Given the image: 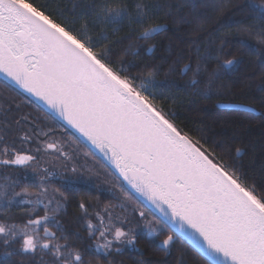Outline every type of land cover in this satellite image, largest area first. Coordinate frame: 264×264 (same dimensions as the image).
<instances>
[{"label": "snow or ice", "instance_id": "snow-or-ice-1", "mask_svg": "<svg viewBox=\"0 0 264 264\" xmlns=\"http://www.w3.org/2000/svg\"><path fill=\"white\" fill-rule=\"evenodd\" d=\"M84 7L94 14V23L107 27L114 35L126 30V36L117 37L120 42L134 33L137 39H149L164 27L158 23L144 27L155 19V9L144 0H137L132 5L129 0H93L91 5ZM130 7L134 8V14ZM248 7L251 9L250 18L260 22L258 29L225 14L240 9V5L232 0H217L213 6L215 16L206 17L205 22H213V32L237 27L238 33L234 35H241L240 48L252 47L244 34H255L258 43L264 44V2L249 3ZM203 28V24L197 25V29ZM101 37L107 39L103 32ZM130 50L133 55L137 54L134 49ZM253 50L264 64L260 50ZM110 55V46L97 50L91 39H84L74 28L57 22L29 0H0V82L12 90L22 89L41 101L48 110L46 115L53 121L57 118L63 121L102 154L107 162L102 165L104 174L112 176L111 169L118 173L116 182L108 191L112 192L122 212L131 208L136 227L147 229L150 240H155L161 227L179 232L181 238L193 244L206 264H264V195L255 194V188L247 185L234 164H226L223 157L211 151L207 147V138L182 131L172 119V113L162 103H157L149 88L170 90L166 81L157 82L152 70L146 76L126 75L123 63L117 66L108 58ZM239 63L241 61L233 57L218 68L230 70ZM187 68L186 65L185 70ZM261 77V84L257 86L258 98L246 91L251 87L248 83L241 82L237 91L245 101L258 100L259 111L250 104L243 110L258 113L264 131V73ZM217 79L216 71L209 73L206 90L197 92V95L210 99L214 88L223 89L218 93L221 98L225 94H236L227 85H217ZM197 83L193 78L191 84ZM15 107L19 108V105ZM71 140L76 144L80 142L76 136ZM44 151L58 153L57 160L63 157V167L67 169L71 164V172L83 178L82 183L102 175L95 164L88 163L89 159L101 163L91 151L83 153L85 159L79 165L75 162L79 157L69 155L56 142L47 143ZM232 151L236 159L242 155L239 147ZM36 153L16 151L12 155L5 146L0 155L9 158L0 160V164L38 162L39 147ZM52 176L55 173L48 168L40 173V182L33 185L40 189L35 201L23 198L30 195L27 189L9 196L8 191L0 186V210L7 211L13 203L44 204L45 208L43 216L29 218L23 229L17 230L15 224L6 226L0 223V248L3 249L0 264H16L12 257L17 255H30L34 261L40 252L50 257L47 264H86L85 252H94L97 257L102 255L105 264H114L113 249L116 253L122 251L121 247L114 245L136 246L134 229L128 227L125 230L133 220L127 216H114L111 204L95 214L101 225L99 238L103 243H96L94 247L86 244L82 251L67 242H54L57 239L67 241L68 237L58 238L47 227L49 222H55V226L63 231L55 216L47 214L48 206L55 201L56 207L52 211L58 212L63 205L57 195L63 199L67 197L59 188L49 195L46 184ZM17 196L22 198L17 201ZM78 207L87 215L92 205L82 200ZM41 226L47 238L43 241L39 236ZM87 227L88 237L94 239L96 232L91 220ZM109 235L111 239H108ZM76 236L83 239L78 234ZM18 238L22 243L16 250L12 245ZM173 241L174 235H167L156 246L167 251ZM40 262L45 264L43 256Z\"/></svg>", "mask_w": 264, "mask_h": 264}, {"label": "trees", "instance_id": "trees-1", "mask_svg": "<svg viewBox=\"0 0 264 264\" xmlns=\"http://www.w3.org/2000/svg\"><path fill=\"white\" fill-rule=\"evenodd\" d=\"M260 1L264 0H232V3L240 5V9L225 14L232 15V20L250 23L258 29L260 22L250 18L251 9L248 4H256ZM29 2L39 7L46 15L54 17L57 22H63V25L74 28L84 39H91L97 50L110 46L111 55L108 58L117 66L123 63L127 69L126 75L146 76L149 70L154 71L155 80L166 81L170 90L165 87H155L149 88V91L155 94L157 103H162L165 109L172 113V119L180 129L188 132L189 135L207 138V147L223 157L226 164H234L247 185L255 188V194L264 195V131L261 128L260 116L219 106L222 103L246 106L250 104L259 111L258 100L245 101L237 90L241 82L248 83L251 87L246 91L250 96L258 98L257 86L261 84L264 64L253 49H259V55L264 56V44L258 43L255 34L251 36L244 34V38L252 47L240 48L241 35H234L238 33L235 26L222 32H213V22H205V20L206 17L215 16L213 6L217 0H144L155 9V19L144 27H151L157 23L164 27L149 39H137L134 33L122 42L118 41L117 37L126 36V30L114 35L107 27L93 22L94 14L84 7L91 5L93 0H29ZM135 2L137 0H129L130 5ZM130 11L134 14L135 10L130 7ZM198 24H203L204 28L197 29ZM112 27H120V25ZM101 32L107 39L101 37ZM130 48L137 54L133 55ZM233 57L239 59L241 63L233 65L230 70L218 68V65ZM186 65L187 70H185ZM198 66L199 72H197ZM213 71L218 73L215 83L227 85L236 94H225L221 98L218 93L223 89L214 88L210 99L197 95V92L203 93L206 90L205 83L209 73ZM249 76L251 79H248ZM193 78L198 81L196 85L191 84ZM136 83L138 86L139 80ZM10 104L11 108H9ZM15 105H19V108ZM25 117L27 119H24ZM6 124L10 127L6 128ZM44 133L47 135L45 136ZM25 136L28 138L24 139ZM72 136L76 135L59 121H53L46 115V111L30 98L17 89L5 87L4 83L0 82V152L6 146L9 153L21 151L32 155L36 154L37 147L41 148L49 141L62 143L78 155L91 151L80 139L79 144L73 143ZM235 147L242 149L239 159L234 157L232 149ZM95 156L101 163H96L92 159H89L88 163L95 164L102 172L101 176H93L90 182L82 183L83 178L69 179L66 176L69 171H64L63 176L49 177L46 184L51 193L59 188L67 197L63 199L57 195V199L63 203V208L56 213H47L49 216H55V221L59 222L63 231L55 226V222H49L47 227L56 233L58 238L68 237L67 241L57 239L54 242L62 244L67 242L82 251L86 244L94 247L98 243L97 235L94 239L88 237L87 222L89 220L92 223L97 222L96 212L101 211L106 205L113 206V215L127 216L129 220H133L131 208L122 212L112 192L108 191L111 184L116 182L117 176L113 172L112 176L104 174L105 170L102 166L104 163L96 154ZM83 162L76 163L79 165ZM23 167L0 165V183L6 186L9 196L23 193L25 189L31 191L36 189L33 186L35 179L24 175ZM105 180L110 183H104ZM116 195L120 194L117 192ZM82 200L92 205L87 215L78 207ZM44 214L45 209L42 207L13 203L7 211L0 210V223L6 226L15 224L17 230H20L24 228L29 218L35 219ZM128 226L136 233V246L133 248L117 245L116 247H121L122 251L116 253L113 249L114 264H206L198 250L174 230L161 227L155 240H150L148 230L142 226L136 227L134 220ZM76 234L83 239H77ZM167 235H174V241L165 251L156 245ZM39 236L41 241L47 239L43 234V226L39 230ZM21 243L22 240L18 238L12 248L19 250ZM0 251L3 249L0 248ZM41 256L47 264L50 257L43 252L38 253L34 261L30 255L23 257L17 255L12 259L16 264H41ZM85 261L86 264H105L104 257L102 255L97 257L94 252H85Z\"/></svg>", "mask_w": 264, "mask_h": 264}, {"label": "rangeland", "instance_id": "rangeland-1", "mask_svg": "<svg viewBox=\"0 0 264 264\" xmlns=\"http://www.w3.org/2000/svg\"><path fill=\"white\" fill-rule=\"evenodd\" d=\"M261 2H264V1L256 2V4H259ZM50 142H52V141L46 142L40 148L41 149V153L38 154L39 155V161L38 162L37 161H33V162H29V164L24 165V167L22 168L23 174L29 176L30 179H35L34 180L35 184H38L40 182V173H42L44 168H48L50 171H56V172H54L55 176H63L64 171H69L67 173V175H66V176H68L67 178L74 179V180L78 179L77 174L72 173L71 170H70L71 164L69 165V167L67 169H65L63 167V162H64L63 161V157H61L60 160H57L55 157H56V155H58V153L52 152L51 154H49V152H45L44 151V149L46 148V144L50 143ZM57 144H58V146L63 147L64 150H66L69 153V155H73L74 157L78 156L79 159L77 161H75V162H83L84 161L85 157L83 156V154L78 155L76 152H74L73 149L66 147V145L63 146L62 143L60 144L58 142ZM32 155H37V153L36 154H32ZM37 164L39 166H37ZM57 170H59L60 173L57 172ZM0 186H3L6 189V186L3 183H0ZM27 191H28V193H30V195H28L26 197H23V198L35 201L36 198H37V194L40 192V189L36 187L35 191H31V190H27ZM48 192H49V195L52 194L49 190H48ZM21 198H22L21 196H17L16 200L18 201ZM45 203H47V200H45ZM60 203L63 205L62 202H60ZM30 205H34L35 207L44 208V204L36 205V204L33 203V204H30ZM55 207H56V202L54 201L51 205L48 206V212L56 213V212L52 211L53 209H55ZM114 216L120 217V218L125 217V216H122V215H114ZM113 223H117L118 224V221H113ZM107 224H108V220L106 219L105 220V225H107ZM93 225L95 226V232H96V235L98 237V243H103L104 242L103 239L99 238V230L101 229V225L98 223V221L97 222H93ZM128 227H129L128 225L125 227L126 231L128 230ZM108 239H111L110 235L108 236ZM116 246L117 245H114V247H116Z\"/></svg>", "mask_w": 264, "mask_h": 264}, {"label": "water", "instance_id": "water-1", "mask_svg": "<svg viewBox=\"0 0 264 264\" xmlns=\"http://www.w3.org/2000/svg\"><path fill=\"white\" fill-rule=\"evenodd\" d=\"M18 91H20L21 93H23L24 95H26L28 98H30L35 104L39 105L42 109H44L46 112L48 111L46 106L43 105V103L39 100H37L35 97H31L29 96L27 93H25L22 89H18ZM221 108H226V109H235V110H243L244 107H246V105H241V104H233V103H222L219 105ZM244 111V110H243ZM258 114V113H255ZM57 121H59L62 125H64L66 128H68L71 132H73L92 152H94L102 161L104 164H106L107 162L104 160L103 156L101 153H99L95 148H93L90 144L87 143V141H85L82 137H79V134L75 132L74 129L69 128L63 121H60L57 118ZM3 165V164H0ZM13 166H23V165H13ZM111 166H109L110 168ZM111 171L118 177V173L115 172V169H111ZM122 181V178H121ZM175 231V230H174ZM179 235L180 233L177 232ZM190 245L193 246V244L185 239ZM194 247V246H193ZM195 248V247H194ZM196 249V248H195ZM197 250V249H196Z\"/></svg>", "mask_w": 264, "mask_h": 264}, {"label": "flooded vegetation", "instance_id": "flooded-vegetation-1", "mask_svg": "<svg viewBox=\"0 0 264 264\" xmlns=\"http://www.w3.org/2000/svg\"><path fill=\"white\" fill-rule=\"evenodd\" d=\"M10 154H12V155H14L15 154V152H11ZM24 154V153H23ZM7 158H9L8 156H4V155H0V160H2V159H7ZM9 166H13V165H9ZM24 166V165H23ZM14 167H21V166H14Z\"/></svg>", "mask_w": 264, "mask_h": 264}]
</instances>
